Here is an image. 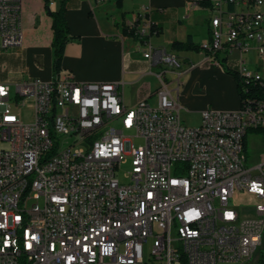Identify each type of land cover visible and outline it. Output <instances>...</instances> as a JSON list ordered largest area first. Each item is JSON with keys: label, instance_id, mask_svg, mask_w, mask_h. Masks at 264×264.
Returning a JSON list of instances; mask_svg holds the SVG:
<instances>
[{"label": "built area", "instance_id": "1", "mask_svg": "<svg viewBox=\"0 0 264 264\" xmlns=\"http://www.w3.org/2000/svg\"><path fill=\"white\" fill-rule=\"evenodd\" d=\"M188 1L212 13L203 58L190 67L223 62L236 72L244 94L235 110L209 107L187 125L179 99L187 69L149 38L139 48L178 77L175 96L157 73L155 106H128L123 82L69 71L0 82V264H242L263 243L264 157L247 164L245 135L264 132V0ZM150 10L127 32L148 37ZM0 41L3 50L22 46V0H0ZM252 51L254 68L244 56ZM236 193L251 212L230 205Z\"/></svg>", "mask_w": 264, "mask_h": 264}, {"label": "crops", "instance_id": "2", "mask_svg": "<svg viewBox=\"0 0 264 264\" xmlns=\"http://www.w3.org/2000/svg\"><path fill=\"white\" fill-rule=\"evenodd\" d=\"M61 3L62 0H22L23 44L7 50L0 48V82H13L27 77L52 79L56 72L53 70L51 11L58 10ZM145 6L151 8L148 15L155 27L148 38L156 47L178 54L183 61L182 68L187 69L182 74L186 80L182 76L180 78L182 87L179 99L180 96L183 99L180 102L182 109L184 105L187 110L190 108L188 105L199 103L202 94H195L192 89L202 88L207 92L213 89L220 94L217 98V102L221 103L217 105L218 108H233L227 100L229 95L235 96L236 104L240 106L236 79L222 66L204 62L191 68V63L202 60L203 52L175 50L172 47L173 41H186L189 36L196 45H202L210 38L209 20L212 13L206 3L192 8L188 0H121V6L118 7L115 0H67L66 18L72 38L67 42L60 72L69 71L77 80L84 82H123L120 91L128 106H134L141 99L151 103L152 97H156L158 102L157 92L161 82L155 85L150 78L159 80L157 73L163 72L175 95L173 91L177 88L178 77L174 71L164 64L152 65L143 51L140 54L136 50L142 42L126 30V24L135 20L137 14L145 10ZM199 11L204 12L203 32H199L196 26ZM207 104H200L197 108L201 109L195 111L201 116ZM262 157L264 149L259 151L257 160Z\"/></svg>", "mask_w": 264, "mask_h": 264}, {"label": "rangeland", "instance_id": "3", "mask_svg": "<svg viewBox=\"0 0 264 264\" xmlns=\"http://www.w3.org/2000/svg\"><path fill=\"white\" fill-rule=\"evenodd\" d=\"M203 14H204V12H202V11L201 12L199 11V13H198L199 16L197 18L198 20L196 22V26L198 29H200L199 32L200 31L203 32L205 30L204 24L202 22ZM0 44H1V41H0ZM136 50L138 53L142 54L143 49L139 48V46L136 48ZM238 55H239L238 53H234L232 55V58L235 59L236 57H238ZM244 56L248 58L250 66L254 68L256 66L255 65L256 62L258 61V58H257L255 52L254 51L248 52V53L244 54ZM29 61H30V57H29V52H28L27 53V62L29 63ZM219 66H221V64H219ZM182 70H183V68H182ZM183 75H182V78L184 79L185 76L183 77ZM150 79L154 82L155 85H159L160 80L156 79L155 77H151ZM184 80H186V79H184ZM170 89H172V88L170 87ZM12 90L14 92V86L13 85H12ZM192 90L195 94H202V96H201V99L197 105L191 106V104H190V105H188L190 108H187V110H186V106L184 105V108L181 110V117L187 125L196 126V125L200 124V122H201L200 113L198 111H195V110L201 109V108H197V107H200V104H202V103H206V102L208 103L205 108L210 107L212 109H217V110H232V109H237L239 107V105L236 104L237 99L235 96L229 95V97L227 98V100L230 101V103L233 105V108H231V107L230 108L229 107L218 108L217 105H219L221 103L217 102V98L220 96V94H218L217 91H215L213 89H209L207 92V90H205L203 88L200 90H198V89H192ZM173 92L175 95L177 94L176 90H174ZM180 102H183V99L181 96H180ZM151 103L154 106L158 104L156 97L151 98ZM189 109H192V110H189ZM20 112H21L22 119L24 121H26V122L30 121L33 118V113H34L33 101L29 100L27 102V104L21 108ZM118 125H119V123H118ZM129 134L132 136V140H133V143L135 146H142L144 144V139L142 137L133 136L134 135L133 131H131ZM246 140H247L246 148L248 146V153H249L247 164L253 165L256 162V160L258 159L257 157L259 155V151H262L264 149V132L263 131L251 132L249 135H247ZM129 166H130V164H124L117 171V175L122 182L125 181L124 175H125L126 171L129 169ZM243 198L244 197L242 194L236 193V197L231 198L229 203L231 206H235L236 208H238L242 212H251L252 208L251 209L249 208V205L247 203H245ZM253 201H254V198L251 196L250 202H253ZM220 264H241V263L233 261V262H221ZM242 264H264V242L254 252L253 256L246 263H242Z\"/></svg>", "mask_w": 264, "mask_h": 264}, {"label": "trees", "instance_id": "4", "mask_svg": "<svg viewBox=\"0 0 264 264\" xmlns=\"http://www.w3.org/2000/svg\"><path fill=\"white\" fill-rule=\"evenodd\" d=\"M115 1L117 2L118 6H121V0H115ZM66 2L67 0H62L60 8L58 10L51 11V16L53 19V32H54V38H53V47H54L53 70H54V73L60 72V70L62 69L66 45H67V42L72 38V36L70 35L68 21L66 18V10H67ZM134 37L138 41H141V42H144L148 38V37L140 38L139 36H136V35H134ZM172 47L175 50H187V49H192L196 51L201 50V45L194 44L191 36H189V38L186 41H179V40L173 41ZM221 66L224 68V70L228 74L232 75L236 79L239 98H240V104H242L244 92L242 90L241 77L236 72L231 70L225 63L222 62ZM245 85L251 91L259 90V87H254L246 83ZM245 147H246V138H245Z\"/></svg>", "mask_w": 264, "mask_h": 264}, {"label": "bare ground", "instance_id": "5", "mask_svg": "<svg viewBox=\"0 0 264 264\" xmlns=\"http://www.w3.org/2000/svg\"><path fill=\"white\" fill-rule=\"evenodd\" d=\"M247 137V135H245V138Z\"/></svg>", "mask_w": 264, "mask_h": 264}]
</instances>
